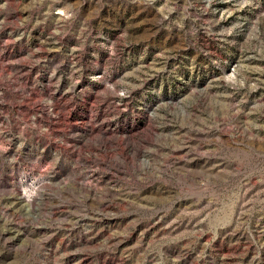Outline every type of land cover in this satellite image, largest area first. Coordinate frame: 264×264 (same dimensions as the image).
Segmentation results:
<instances>
[{
    "label": "rangeland",
    "instance_id": "374dc122",
    "mask_svg": "<svg viewBox=\"0 0 264 264\" xmlns=\"http://www.w3.org/2000/svg\"><path fill=\"white\" fill-rule=\"evenodd\" d=\"M0 264H264V0H0Z\"/></svg>",
    "mask_w": 264,
    "mask_h": 264
}]
</instances>
